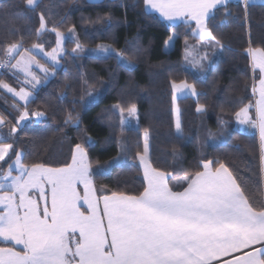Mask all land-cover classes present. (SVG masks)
<instances>
[{
    "label": "snow or ice",
    "instance_id": "6c2138e0",
    "mask_svg": "<svg viewBox=\"0 0 264 264\" xmlns=\"http://www.w3.org/2000/svg\"><path fill=\"white\" fill-rule=\"evenodd\" d=\"M142 2L143 14L155 22L163 21L170 29L184 25L185 64L204 73L215 71L224 62L225 45L216 35L214 20L220 9L224 17L233 15L227 7L229 0ZM257 4L264 5V0H239L246 27L250 25V7ZM24 5V12L38 16L31 47H25L20 29L7 27L6 35L0 38V70L7 77L0 78V95L6 102L13 100L10 107L18 114L11 122L10 135L0 134V162L7 164V168L0 165V264H264V47L249 44L244 49L252 73L251 97L246 94V82L242 89L245 94L229 105L238 106L236 124L254 130L258 136L254 172L246 162L234 167L201 153L199 162L178 177L174 167L168 170L153 165L149 131L145 129L143 150L134 157L142 174V190L107 186L98 190L87 140L74 145L71 161L63 166L35 161L28 164L24 151L16 148L15 134L22 123L46 115L44 111L30 113L28 106L37 86L56 75L67 55L65 45H75L71 49L74 58L85 51L74 26L67 34L57 24L48 26L40 0H24ZM11 19L6 15L5 20ZM226 23L222 18L221 26ZM189 32L195 44H189ZM52 33L55 46L49 51L44 37ZM177 38L175 33L169 35L165 47H171ZM93 51L98 58L115 60L118 67L131 72L139 48L133 40L121 49L109 43L99 44ZM80 87L82 96L94 99L97 85L90 84L83 73ZM72 88L71 82L64 83L59 98ZM171 89L175 133L180 138L184 128L178 101L197 98L198 114L206 106L199 103L202 93L194 82L173 80ZM107 112L109 120L118 114L121 136L126 128L137 130L129 124V118L137 115L135 104L127 108L115 104ZM6 119L0 114V127L5 126ZM63 124L78 126L79 115L74 108L66 112ZM227 125L228 121L218 117L216 133L208 131L204 143H223L233 134ZM116 143L118 155H127L126 142L117 138ZM177 158L173 152V159ZM112 165L119 166V162L110 161L100 174L110 171Z\"/></svg>",
    "mask_w": 264,
    "mask_h": 264
},
{
    "label": "trees",
    "instance_id": "16d2710c",
    "mask_svg": "<svg viewBox=\"0 0 264 264\" xmlns=\"http://www.w3.org/2000/svg\"><path fill=\"white\" fill-rule=\"evenodd\" d=\"M24 7V0H0V38L6 35L7 27L20 29L25 47H31L38 16L24 12ZM227 7L233 15L224 17L223 9H220L214 20L216 35L225 45L224 62L215 71L201 73L183 60L184 25L170 29L165 22L157 23L148 18L143 14L142 0H40V8L48 17V26L57 24L65 34L69 27L74 26L85 51L74 58L71 49L75 45L67 43V55L61 59L56 75L36 89L28 111H44L46 115L40 120L30 119L15 134L16 148L24 151L25 162L63 166L71 161L74 145L87 140L98 190L104 186L127 191L142 190V174L137 171L139 162L134 157L137 151L143 150V144L135 132L148 129L153 165L168 170L174 167L178 177L183 175L184 169L199 162L201 153L209 159H223L234 167H242V163L246 162L254 172L258 164L255 158L258 155L257 134L249 128L245 132L236 129L234 112L238 106L229 105L236 97L245 94L242 89L246 82V94L251 97L252 73L244 49L249 44L264 47V5L250 7V25L247 27L239 1L229 2ZM6 15L13 19L5 20ZM222 18L226 20V26H221ZM109 23L110 28L106 26ZM173 33L178 38L171 50L165 51V40ZM188 35L189 44L195 43L190 32ZM133 40L139 52L131 72L118 67L115 60L98 58L93 51L97 45L109 43L121 49ZM44 43L50 51L55 46L54 33L46 34ZM82 73L90 84L97 85L94 99L82 96ZM0 78H7L3 70H0ZM185 79L196 83L197 91L202 93L198 97L199 103L206 108L198 114L195 110L197 98L178 101L184 136L177 138L172 114L171 81ZM66 82H71L73 88L60 99L59 93ZM12 103L11 98L6 102L0 95V114L7 118L5 126L0 127L4 135L10 132L11 122L18 115L11 109ZM115 104L124 108L136 105V131L126 128L121 136L118 114L115 120L108 118L107 110ZM73 108L79 115V124L65 126L64 115ZM218 117L228 121L227 128L233 134L225 137L223 143H204L208 131L216 133ZM117 138L126 142L127 155H118ZM173 152L177 159H173ZM110 161H118L119 166L112 165L110 171L100 174ZM0 165L5 168L7 164L1 162Z\"/></svg>",
    "mask_w": 264,
    "mask_h": 264
},
{
    "label": "rangeland",
    "instance_id": "374dc122",
    "mask_svg": "<svg viewBox=\"0 0 264 264\" xmlns=\"http://www.w3.org/2000/svg\"><path fill=\"white\" fill-rule=\"evenodd\" d=\"M190 44H194V43H190ZM172 46H173V44H172ZM172 46H171V47H165V45H164V50H165V51H170L171 48H172ZM58 67H59V66H58ZM58 67H57V68H58ZM36 71H37V74H38V75H40L41 77H43V73H40L38 69H37ZM50 78H51V77H49V79H50ZM42 84H44V83H42ZM42 84H40V85H38V86H41ZM14 86L17 87V88H19L20 85H19L18 83H14ZM38 86H37V88H38ZM191 98H192V97H191ZM125 115H127V113H125ZM29 120H30V119H29ZM29 120L24 121V122L22 123V125L20 126V128H21L22 126H24L25 124H27V123L29 122ZM136 123H137V116H135L134 118H129V124H130L131 126H133L134 128H136ZM236 129H238V130H240V131H244V132H245V130L248 131V128H244V127H242V126H240V125H237V124H236ZM135 133H136L137 138H138V139L142 142V144H143V133H144V132H138V131H136ZM0 134H2L4 137H8V136L10 135V132H9L7 135H4V134L0 131ZM13 159H14V157H13ZM5 168H7V165H6ZM13 174L15 175V172H13Z\"/></svg>",
    "mask_w": 264,
    "mask_h": 264
},
{
    "label": "crops",
    "instance_id": "0c3cea01",
    "mask_svg": "<svg viewBox=\"0 0 264 264\" xmlns=\"http://www.w3.org/2000/svg\"><path fill=\"white\" fill-rule=\"evenodd\" d=\"M233 1H239V0H229V2H233ZM258 5H260V4H258ZM195 43H196V41H195ZM195 43H194V44H195ZM257 140H258V136H257ZM0 163H1V162H0ZM80 191L83 192V188H80Z\"/></svg>",
    "mask_w": 264,
    "mask_h": 264
}]
</instances>
